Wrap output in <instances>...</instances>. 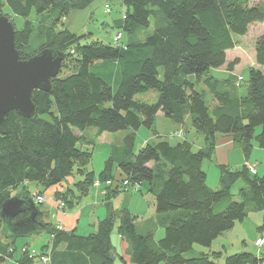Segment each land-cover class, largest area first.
Returning <instances> with one entry per match:
<instances>
[{"label":"trees","instance_id":"1","mask_svg":"<svg viewBox=\"0 0 264 264\" xmlns=\"http://www.w3.org/2000/svg\"><path fill=\"white\" fill-rule=\"evenodd\" d=\"M93 1L0 0V11L6 8L9 19L24 20L14 36L22 59L54 49L65 56L72 54L75 61L71 73H58L51 80L49 92H33L34 117L23 118L15 112L5 116L6 133H0V208L18 187L32 198L27 183L47 191L75 170L83 177L74 185L77 195L69 187L53 193L54 201L73 209L94 182L93 172L87 171L91 154L79 148L86 139L77 134L87 128H94L97 136L127 131L97 176L108 194L106 216L95 232L82 237L73 230H59L43 221L48 216L44 205L34 203L43 229L28 237L45 232L46 243L38 251L24 245L15 260L16 239H5L0 220V264L13 259L15 264H42L44 257L47 264H115L116 257L122 258L109 237L116 221L131 264H217L209 257L216 259L221 252L190 255L192 247L209 248L248 212H263L264 223V173L258 177L246 166L254 147L264 150V33L254 43L256 67L248 68L244 97L233 91L231 76L220 81L212 72L223 67L233 72L238 61L227 62L226 53L234 49V37L246 35L249 25L264 21V5L251 6L252 0H121L122 17L112 22L120 38L114 44L81 45L84 36L59 29V23ZM31 14L34 23L28 20ZM149 28L151 35L137 40L141 30ZM237 78L232 80L235 87L243 80ZM201 84L212 98V107L204 100L205 90L198 89ZM149 91L157 94L155 103L135 100ZM157 114L180 127L188 118L195 133L203 137V147L193 151L184 138L170 143L174 139L156 137ZM141 127L157 139L134 153L135 135ZM256 129H260L258 134ZM217 136L229 137L244 163L238 170L218 166L219 187L213 190L206 185L202 163L211 160ZM124 180L126 192H140V183L146 182L154 198L155 220L146 221L142 230L128 212L109 207L110 200L123 192L115 185ZM238 180L245 186L236 202L230 190ZM106 181L115 185L104 186ZM159 229L164 234L156 240ZM259 231L264 232V226ZM31 253L36 256L30 257ZM263 261L264 257L240 253L228 256L224 264Z\"/></svg>","mask_w":264,"mask_h":264},{"label":"rangeland","instance_id":"2","mask_svg":"<svg viewBox=\"0 0 264 264\" xmlns=\"http://www.w3.org/2000/svg\"><path fill=\"white\" fill-rule=\"evenodd\" d=\"M251 6L253 5H264V0H252L250 3ZM106 6L108 7V11H106ZM122 1L121 0H94L89 7L81 11H72L70 14L66 15L63 19H61L59 23V29H67L71 33L84 36L79 40V44L86 45L91 42H102V43H112L114 44L116 40L120 38L118 32L113 28L112 22L118 20L122 17ZM3 15L6 12V8L2 9ZM6 16V15H5ZM28 20L32 23L36 21L35 15L31 14ZM13 23L15 30H21L24 24V20L20 17H13L10 19ZM152 31L151 28L141 30L140 36L137 40H143L144 37L151 35ZM264 33V21L256 22L248 27V31L246 35L242 37H234L235 47L234 49L227 51L226 59L227 62L237 60L238 64L234 68V75L236 77L241 76L242 82L239 86L235 87V81L232 82L233 77L230 78L231 86L233 91L237 94V96L244 97L246 95V85L248 82V68L249 67H256L254 64V43L258 36ZM126 39V35L122 34V41L124 42ZM135 39V37H133ZM71 53V52H70ZM75 67L74 56L72 54L65 56L63 62L61 63L59 75L65 76L72 72L73 68ZM225 69V68H224ZM212 75L222 80L223 78H229L228 73L221 74L219 72H212ZM234 76V77H235ZM238 85V84H237ZM198 89L205 90V87L199 85ZM207 90H205L204 100L207 102L208 106L212 107V98L209 94H207ZM157 94L155 92L149 91L144 94H139L135 96V100L142 101L147 104H153L156 102ZM45 118V117H43ZM173 124L168 120L165 119L163 116L158 115L155 117L153 129L161 139H167L166 136L169 133L170 129H172ZM183 128V129H182ZM177 130V132L182 131L183 138L186 133L187 140L192 144L193 151H196L198 147L202 148L204 144L203 137L200 134H196L193 130L190 120L186 118L185 126ZM186 129V130H185ZM260 129H256L255 133L258 134ZM76 133L78 132L75 130ZM85 137L92 138L94 141V147L92 149V158L87 166V171L93 172L94 174V181L98 180L97 175L101 172L104 166V162L109 154V146L112 144L113 146L119 145L126 135L127 131H121L117 133H103L102 138L98 137L96 134V130L94 128H87L83 132ZM79 135V133L77 134ZM153 134L148 129L141 127L135 135V143L133 151L134 153L138 152L142 145L146 142H155L157 139L154 137ZM101 138V139H100ZM180 139V138H177ZM170 143L176 142V140H168ZM85 142V140H84ZM235 151L232 152L233 154L230 155V163L229 168L232 170L239 169L243 165V155L238 148L234 149ZM243 160V161H242ZM248 161L251 164H254L256 167L257 176L260 177L264 173V157L259 156L257 154H252ZM240 162V163H239ZM248 164V163H246ZM161 165V164H160ZM250 165V164H249ZM151 166V164L149 165ZM251 166V165H250ZM202 170L206 174V185L216 190L219 187V178L220 172L217 166V161L215 159L209 161L205 160L202 163ZM72 183L68 185L70 189L74 191V194L77 195L74 185L78 184L83 180V177L75 170L71 175ZM93 185V184H92ZM26 186V191L33 196L32 194L36 192H41L43 194H39L45 200L53 199V193L46 194V190L41 186L36 185L35 183H28ZM245 186L242 180H238L236 183L233 184L230 195L232 201H239L238 199V191L240 188ZM119 187V186H118ZM93 188L90 189L88 195L82 197L77 205L74 206L71 210H76L78 208L79 219L77 221V231H75V235L86 237L90 234H93L97 228L98 222L104 219L103 213L106 212L105 206H100V203H105L106 196L108 194V190L103 189L101 192H96V195L100 197L99 201H96V204L91 203L93 195ZM123 192L118 193L115 195L109 202V207L112 208L114 211L120 212H128L137 228L142 230L144 223L148 220H155L156 214L154 211V198L148 192V184L146 182L140 183V192L131 191L126 192L127 189H121ZM23 188L22 186L18 187L13 191L12 197L22 193ZM108 197H111L108 196ZM33 201V198H31ZM56 202V201H54ZM107 202V201H106ZM34 203V202H33ZM56 213H62L64 215L71 214L70 209L65 206L62 202H56ZM98 203V204H97ZM44 205V203H43ZM51 213L55 212H48V216L43 219L44 222H50L54 225V227L59 226L61 230H64L63 223L59 224L56 220L51 219ZM55 213V214H56ZM102 213V215H101ZM54 216V215H53ZM52 216V217H53ZM100 216H103L100 218ZM58 224V225H57ZM61 225V226H60ZM263 212H248L247 216L241 222H236L233 227L229 230L224 232L220 235L216 240H214L209 248H203L198 245H194L192 247V251L190 255H194L197 253H206L211 254L212 252H221V255L218 258H214L212 256L209 257L211 261H214L217 264H224L225 259L228 256L233 254H240V253H249L255 255L256 257L261 256L264 257V247L257 248L254 246V242L259 239H264V232H260L259 228L263 227ZM66 232H70L67 229L64 230ZM72 231V230H71ZM164 230L159 229L155 234V239L158 240L163 237ZM110 242L113 247H115L117 253L119 252L122 258L116 257L115 264H131L130 258L127 255V248L125 249V253H121V243L122 238L118 232V221L113 223V228L110 232ZM34 241H37V246L39 247L40 244L46 243V234L45 232L41 233L40 235H35L33 237L28 238H17L15 242L16 248V256L20 255V247L24 244L30 250L32 248H37L34 245ZM126 243V241H125ZM23 248V247H22ZM122 251V252H123ZM189 255V254H188ZM115 256V255H114ZM38 260V258H35ZM2 264H15L12 260H8L3 262ZM39 264V263H38ZM43 264V263H42ZM264 264V261H263Z\"/></svg>","mask_w":264,"mask_h":264},{"label":"water","instance_id":"3","mask_svg":"<svg viewBox=\"0 0 264 264\" xmlns=\"http://www.w3.org/2000/svg\"><path fill=\"white\" fill-rule=\"evenodd\" d=\"M15 27L0 11V133H6L5 116L15 112L23 118L36 115L32 101L34 91L49 92L51 80L61 67L65 55L54 49H44L29 59H22L14 43ZM20 215L23 219L16 220ZM37 209L24 192L3 202L0 220L7 240L26 238L43 229L36 219Z\"/></svg>","mask_w":264,"mask_h":264},{"label":"crops","instance_id":"4","mask_svg":"<svg viewBox=\"0 0 264 264\" xmlns=\"http://www.w3.org/2000/svg\"><path fill=\"white\" fill-rule=\"evenodd\" d=\"M227 54V53H226ZM217 72H219V73H221V74H226V73H228V76L230 77H234L235 75H234V70H233V72H231V73H229V72H227L225 69H224V67L223 68H220V69H218V70H216ZM216 71H214V72H216ZM218 80H220V79H218ZM225 80H228V78H223L222 80H220V81H225ZM158 115H161V114H157L156 115V117L158 116ZM162 116V115H161ZM172 123V122H171ZM173 124V123H172ZM180 128H182V127H180V126H178V125H175V124H173V127H172V129H170V131H169V133L171 132V133H173V132H175V131H177V130H179ZM183 129V128H182ZM84 132V131H83ZM79 133V137H81V138H85L86 140H85V142L84 143H82L81 145H79V148L81 149V150H83V151H88V152H90V154H91V158H92V149H93V147H94V141L92 140V138H88V137H85L83 134L84 133ZM156 133V132H155ZM186 133H188L187 131L185 132V136H184V139L187 141V142H189L188 140H187V136H186ZM156 135L157 136H159V134H157L156 133ZM98 137H101L102 138V135H100V136H97V138ZM100 138V139H101ZM176 141H178V140H176ZM190 143V142H189ZM121 144V143H120ZM119 144V145H120ZM119 145H115V146H119ZM110 148V150H109V154H110V152H111V149H112V147H114L112 144H110V146H109ZM236 147H235V145L232 143V140L229 138V137H221V136H217L216 137V141H215V147H214V150H213V153H212V157H211V160H213V159H215L216 161H217V166H226V167H229V163H230V155L231 154H233L232 152H234ZM198 149H200V147H198L197 148V150ZM109 154H108V156H109ZM252 154H257V155H259V156H263L264 157V150H260V149H257L256 147H254V149H253V151H252ZM108 156H107V158H108ZM106 158V159H107ZM210 160V161H211ZM243 161V160H242ZM240 163V162H239ZM243 163H244V161H243ZM248 164H250V165H253L254 167H255V165L254 164H251L249 161L247 162ZM102 171V170H101ZM255 171H256V167H255ZM257 173V172H256ZM116 174H117V172H116ZM98 176V175H97ZM70 183H72V180H71V178H67L66 180H65V182H63L62 184H60V185H58V186H55V187H52V188H50V189H48L47 190V192H46V194H51V193H54V192H56V191H63L64 189H66V187L68 186V185H70ZM28 184V183H27ZM26 184V185H27ZM93 197H92V199H94V200H91V203H89V205H91V204H93V203H95L96 204V201H99V199H100V197L98 196V195H96V193H95V190H93ZM98 204V203H97ZM101 205L100 206H104V204L103 203H100ZM56 205H57V203L56 202H54V200H52V199H47L46 198V200H45V202H44V210L45 211H47V213L50 211V212H55L56 213ZM71 211V214H69V215H64V214H62V213H51V219L52 220H56V222L57 223H59V224H62L63 225V227H64V230H66L67 229V227H68V229L71 231V230H73V231H77V221H78V219H79V215H80V212H78V213H76L77 211H78V208L76 209V210H70ZM76 214H79L78 216H76ZM54 215V216H53ZM101 215H102V213H101ZM103 215H104V218H105V216H106V212H104L103 213ZM53 216V217H52ZM101 217H103V216H100V218ZM77 220V221H76ZM51 222V221H50ZM58 225V224H57ZM61 226V225H60ZM45 243H43V244H40L39 245V247L37 246V241H34V245L37 247V248H32L33 250H35V251H38L40 248H41V246H43ZM24 245H28V244H24ZM24 245H22L21 247H20V250H21V248L24 246ZM121 253H123V256H124V251H125V249L127 248V244L125 243V241L124 240H122V243H121ZM124 250V251H123ZM123 251V252H122ZM15 255H16V253H15ZM15 255H14V258H15V260L16 259H18L19 258V255L18 256H16L15 257ZM15 260L13 259L12 261L13 262H15ZM116 263V262H115Z\"/></svg>","mask_w":264,"mask_h":264},{"label":"built area","instance_id":"5","mask_svg":"<svg viewBox=\"0 0 264 264\" xmlns=\"http://www.w3.org/2000/svg\"><path fill=\"white\" fill-rule=\"evenodd\" d=\"M237 79H238V81H240L241 80V77L239 76ZM167 137L169 139H174V138H180V139H182L183 138L182 131H179V132L175 131L173 133L168 134ZM246 166H247L249 172L255 173V169H254L253 166H250L249 164H247ZM111 185H115V184H112V182H110V181H106L104 186H111ZM118 186H119V188L127 189L128 182L126 180H124L123 182L117 183L115 185V187H118ZM92 187H93V189L96 192L97 191L98 192H101L104 189L103 188V185L99 182V180L94 181ZM133 188H134V190H136L138 188V186H134ZM32 195H33L32 198H33V201H34L35 204L40 205V204H43L45 202V199L43 197H41L38 194V192H36V193H34ZM56 228L59 229V230H61V228L59 226H57ZM254 246H256L257 248L264 247V239L263 238L257 239L254 242ZM35 256H36L35 253H31V255H30V257H32V258H34ZM41 261H42L43 264H47L48 263V258L47 257L46 258L44 257V258L41 259Z\"/></svg>","mask_w":264,"mask_h":264}]
</instances>
